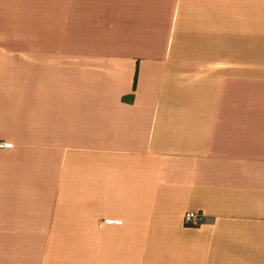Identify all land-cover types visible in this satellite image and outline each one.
Instances as JSON below:
<instances>
[{
    "label": "crops",
    "instance_id": "1",
    "mask_svg": "<svg viewBox=\"0 0 264 264\" xmlns=\"http://www.w3.org/2000/svg\"><path fill=\"white\" fill-rule=\"evenodd\" d=\"M0 143V264H264V0H0Z\"/></svg>",
    "mask_w": 264,
    "mask_h": 264
},
{
    "label": "built area",
    "instance_id": "2",
    "mask_svg": "<svg viewBox=\"0 0 264 264\" xmlns=\"http://www.w3.org/2000/svg\"><path fill=\"white\" fill-rule=\"evenodd\" d=\"M4 143H0V147L4 146ZM202 220V214L200 212H187L184 215V223L188 227L198 226Z\"/></svg>",
    "mask_w": 264,
    "mask_h": 264
}]
</instances>
